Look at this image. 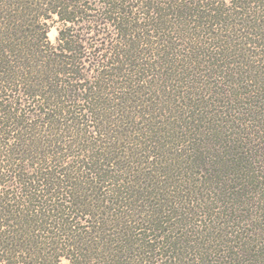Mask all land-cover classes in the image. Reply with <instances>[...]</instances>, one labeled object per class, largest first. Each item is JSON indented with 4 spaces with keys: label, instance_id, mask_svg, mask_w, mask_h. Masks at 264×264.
Wrapping results in <instances>:
<instances>
[{
    "label": "trees",
    "instance_id": "trees-1",
    "mask_svg": "<svg viewBox=\"0 0 264 264\" xmlns=\"http://www.w3.org/2000/svg\"><path fill=\"white\" fill-rule=\"evenodd\" d=\"M260 78L264 0H0V264H179L183 243L196 264H264L263 140L241 151L205 112L249 116ZM167 160L203 180L185 199L216 195L200 215L224 220L218 253L179 250L164 225L181 217L143 199Z\"/></svg>",
    "mask_w": 264,
    "mask_h": 264
},
{
    "label": "rangeland",
    "instance_id": "rangeland-1",
    "mask_svg": "<svg viewBox=\"0 0 264 264\" xmlns=\"http://www.w3.org/2000/svg\"><path fill=\"white\" fill-rule=\"evenodd\" d=\"M61 27L60 22L58 21L57 17H53V19L49 22V31L47 33V37L49 39V41L51 42V44H55L56 43V37L58 34V29ZM99 40V39H98ZM246 58H243V61H245ZM242 61V60H240ZM244 64V63H243ZM237 68V67H236ZM239 70V69H238ZM241 71V70H239ZM242 72V71H241ZM237 74H233V79H237L234 80L237 84H242L241 83V79H238L236 77ZM262 76V73L260 74ZM264 81H262V79L260 78V81L257 82V86L262 88L261 90L264 92L263 85ZM196 86V85H195ZM256 87V86H255ZM257 88V87H256ZM190 92V91H188ZM195 93H200V92H204V90L198 92L196 90L192 91ZM264 95V93H261ZM253 101H256L257 99L252 98ZM212 109V110H210ZM253 111H251V114H257V112H261V114H264V102L263 103H259L257 108L252 109ZM247 110L246 105H241L237 102L234 103H230L228 104L225 108H221L219 105L215 106L212 105L210 106L208 109L205 110V112L209 113L210 118L213 116L214 118V125L217 128L218 126V132H226L228 134L230 133H236L237 132V136L236 135H229L235 139H240L241 143L239 144V146H242V150L244 151V148H247V146H251L254 142L259 141L261 138V142L263 140L264 143V127L261 128H255L254 125L250 122L249 119L250 115H246L247 114ZM165 112V111H164ZM223 112V113H222ZM179 112H176V114ZM176 114H172L170 117L171 120L175 121V115ZM164 118V117H163ZM232 118H238L239 120H241L240 122H243V126L240 125L239 129L236 127L237 124H240L239 120H235L232 123ZM165 119V118H164ZM262 120H264V118H262ZM247 123V125H246ZM258 124V122L256 123ZM259 124H262V122L259 121ZM264 124V122H263ZM174 125L183 127V125L181 124V121H179V119H177V122L174 123ZM152 127V125H150V128ZM220 128V129H219ZM223 129V130H221ZM157 131H162L163 133H159L157 136V141L161 140L163 138L166 137L164 130L163 129H157ZM180 134V130L176 128V130L174 132H172L171 134ZM134 134H130L129 137L133 138ZM179 137H181V135H179ZM172 138V137H171ZM263 138V139H262ZM166 142V140L164 139V143ZM186 144H184L183 146H185ZM244 147V148H243ZM174 148V147H172ZM216 148V147H215ZM175 150V148L173 149ZM172 150V151H173ZM171 151V150H170ZM245 153V152H244ZM166 156L168 158H170L168 151L165 152ZM173 159H176L175 157ZM167 162H169L171 164L169 170H168V175L164 176L163 175V183H159L156 186V189H154L153 191V196L149 195L147 193H145L144 188H143V192H144V200H148L150 202L151 205H155L159 202L160 198H164L163 200L166 203V205H164L165 210L169 207H173L175 209V214L179 217H181L182 219V223H170L167 219V223L166 225H164L165 227V235H169L171 238L173 237L174 242L177 243V247L180 250V244L178 242L177 239H180L182 241L185 242V240L190 239V240H195L197 241L198 244H201V248H203V251H205V247H208V250H210V247H212V251H216V253H218L221 248H217L216 245V241H215V235H217L216 229L217 228L216 225H220L224 220H220L219 218H217L216 216H214L215 212H212V216H207L206 220H203V213L202 211H206V213L208 212V210H206L207 208L209 209V211L211 210V207H213L214 201L213 198H216V195H210L208 194L205 190H201L199 191L196 196H194V194L190 197L186 199L183 197L182 193L183 190H192L194 188H198L201 184H200V175L197 174L198 170L194 169V170H189L186 169L185 164H183V162L177 161V162H173V161H169L167 160ZM142 181V180H141ZM199 181V182H197ZM202 179H201V183H202ZM148 182V181H147ZM133 185L135 186V190L133 191H139L138 190V185L135 183V181L132 182ZM150 182L146 183L145 186L149 185ZM250 186H252L249 183ZM141 188V184L139 185ZM258 195H256V198L258 201L261 202V200L264 202V187L261 186V188L258 191ZM149 196V197H148ZM154 197H157V201H154ZM204 197V199L202 198ZM196 198V200H195ZM198 198V200H197ZM211 198V199H210ZM224 198V196L222 197ZM151 200V201H150ZM172 200L174 201V203L170 204L169 201ZM262 203V202H261ZM168 205V206H167ZM167 206V208H166ZM215 207L214 206V210ZM202 213V215H200ZM205 225V226H204ZM198 226V227H197ZM202 227L203 229H206V226L209 228L208 231H206L205 233H203L204 238L206 239H201L200 241L198 240V234H199V227ZM168 227V228H167ZM209 238V239H208ZM225 236L222 234V239L221 242L223 243L225 240ZM168 239V238H167ZM217 243H220V239ZM187 244L183 243L181 245V248L184 249L181 252L176 250L172 252H174L175 254H178L180 256V262H178L179 264H196V258L191 254V251L186 249ZM192 246V245H190ZM186 249V250H185ZM171 250V249H170ZM213 260L214 259H219L220 256L214 254L211 257ZM66 264V263H63Z\"/></svg>",
    "mask_w": 264,
    "mask_h": 264
}]
</instances>
